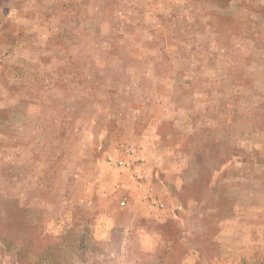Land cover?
Segmentation results:
<instances>
[{"label":"rangeland","instance_id":"rangeland-1","mask_svg":"<svg viewBox=\"0 0 264 264\" xmlns=\"http://www.w3.org/2000/svg\"><path fill=\"white\" fill-rule=\"evenodd\" d=\"M0 264H264V0H0Z\"/></svg>","mask_w":264,"mask_h":264},{"label":"built area","instance_id":"built-area-1","mask_svg":"<svg viewBox=\"0 0 264 264\" xmlns=\"http://www.w3.org/2000/svg\"><path fill=\"white\" fill-rule=\"evenodd\" d=\"M128 151L131 152L132 150L129 149ZM110 158L113 159L114 157H110ZM113 162L116 163V164H119L121 167H123L125 161H123L121 159H116V161H113Z\"/></svg>","mask_w":264,"mask_h":264},{"label":"crops","instance_id":"crops-1","mask_svg":"<svg viewBox=\"0 0 264 264\" xmlns=\"http://www.w3.org/2000/svg\"><path fill=\"white\" fill-rule=\"evenodd\" d=\"M122 204H125V202L123 201ZM109 236H110V238L113 236V232H111V230H109Z\"/></svg>","mask_w":264,"mask_h":264}]
</instances>
